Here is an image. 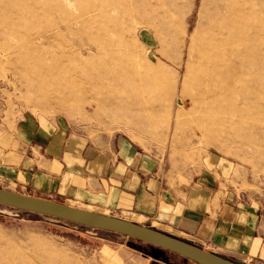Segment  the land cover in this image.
I'll use <instances>...</instances> for the list:
<instances>
[{
	"label": "rangeland",
	"instance_id": "1",
	"mask_svg": "<svg viewBox=\"0 0 264 264\" xmlns=\"http://www.w3.org/2000/svg\"><path fill=\"white\" fill-rule=\"evenodd\" d=\"M64 1L0 0V146L28 124L47 130L58 124L92 142L119 136L156 159L171 186H188L204 167L220 162L242 169L249 186L238 191L264 199V0ZM226 3L253 17L241 53L245 62L261 58V83L255 96H245L243 85L256 66H235L234 78L221 90L214 130H200L192 79L201 42ZM53 55L61 57L60 66L73 60L72 98L68 73L52 67ZM122 66L132 71V98L122 103L114 85L119 93L113 104L105 99L103 110H96L98 96L88 76L98 79ZM44 67L57 77L60 91L41 76ZM99 67L106 73H98ZM145 251L148 245L121 235L0 205V264H188L170 253L167 262L155 260Z\"/></svg>",
	"mask_w": 264,
	"mask_h": 264
},
{
	"label": "crops",
	"instance_id": "2",
	"mask_svg": "<svg viewBox=\"0 0 264 264\" xmlns=\"http://www.w3.org/2000/svg\"><path fill=\"white\" fill-rule=\"evenodd\" d=\"M17 132L0 146L6 190L127 220L238 263L264 264V199L238 191L249 186L239 167L214 162L188 186H171L157 160L123 137L92 142L58 124Z\"/></svg>",
	"mask_w": 264,
	"mask_h": 264
},
{
	"label": "bare ground",
	"instance_id": "3",
	"mask_svg": "<svg viewBox=\"0 0 264 264\" xmlns=\"http://www.w3.org/2000/svg\"><path fill=\"white\" fill-rule=\"evenodd\" d=\"M73 1L74 0H65L64 2L67 5ZM222 7L224 11L217 13V15L214 17L213 21L211 22L212 26L210 28V31H207V33L203 38V41L201 42L200 49L198 52L199 63L197 64V66H195L196 70L194 77L192 79V88H191L192 92L190 91L191 92L190 99L195 104L196 113L201 115V117L195 120V122L198 125V128L200 127L199 128L200 130L201 127L202 128L211 127V125L215 122L214 121L215 117L218 115V113L221 112V104H222L221 100L224 98L222 97L221 90L224 86H226L229 83V81L232 78H234L235 66L237 65L239 66L242 62L244 66L245 65L246 66L248 65L249 67L250 65L256 66V69L255 67L253 68L255 69L254 70L255 74H251L253 76H249V78H247L248 82L247 80L245 81L248 84L243 85L242 93L245 96L248 97L255 96L258 93L257 91L259 89L258 86L261 83V74H262L261 73L262 64L260 62L261 58L260 60L258 59L257 61L253 59L254 61L252 63L250 59H248L250 61L247 60L248 62L247 61L245 62L246 57L244 58L245 55L242 54L245 53V51L243 52L244 46L241 47L242 44L245 42L244 40L248 39L249 36L252 35L250 34L251 33L250 29L252 30V28L251 27L249 28V26H250V22L253 21V17L247 15L242 6H234L233 4L226 3ZM64 29L66 32H68L69 35H72L71 32L72 29L70 28L69 24L68 25L66 24ZM254 36L256 35L254 34ZM80 46H83V44H81ZM100 46L101 44L98 45V47ZM98 47H96L95 49H100ZM246 47L249 46L246 45ZM250 51L251 53H253L252 49ZM247 53H249V51ZM44 59H45L44 54L41 53L37 56L36 63L40 64V62H43ZM60 60L61 57H58L56 55L55 56L53 55L50 58V62L52 63L53 65L52 67L54 69L60 72L65 71L68 73L69 76L68 85L71 88V91H68L67 93H68V97L72 98L74 96L73 86H74V73H75L74 67L71 65L73 60L68 59L66 61V64L62 66L59 65ZM195 60L196 58L194 59V63ZM174 62L175 60L173 59V63ZM249 69H252V67ZM96 70L98 73H106L104 72L102 67L96 68ZM41 71H42L41 76L49 77L50 78L49 81L53 83V85L56 83V85L54 86H56V89L58 90L59 83L56 81L57 77L50 76L49 73L48 74L44 73L45 71H48L45 70V67L44 70ZM252 71H250L249 73H251ZM107 73L108 74L106 76L99 77L98 79H94L89 76L87 78L88 83L92 85L94 91L96 90L97 92L98 98H95L96 110H103V107L101 105L103 104V101H105V99L107 102L109 101V104H113L110 101L113 100L112 96H116L119 93V92L116 93L114 91L113 87H118L114 85L120 86V92L123 93L122 103L127 102L130 98H132V93L136 85L132 78L133 76L132 71L126 68L125 66L119 68L118 71L108 68ZM172 78L173 76H171V79ZM239 80L240 82L243 81L242 78H238V81ZM108 82H110V85H108ZM187 91H189V89ZM109 111L110 113H112L114 110L110 108ZM216 123L218 122L216 121ZM213 128L211 127V129ZM151 252L155 254L157 252V249L152 248Z\"/></svg>",
	"mask_w": 264,
	"mask_h": 264
},
{
	"label": "water",
	"instance_id": "4",
	"mask_svg": "<svg viewBox=\"0 0 264 264\" xmlns=\"http://www.w3.org/2000/svg\"><path fill=\"white\" fill-rule=\"evenodd\" d=\"M0 205L41 216L56 219L86 228L114 233L147 244L145 253L155 260L167 262L166 253L174 254L195 264H242L154 229L119 219L113 216L67 206L48 199L30 197L0 188ZM151 248H156L153 254Z\"/></svg>",
	"mask_w": 264,
	"mask_h": 264
},
{
	"label": "trees",
	"instance_id": "5",
	"mask_svg": "<svg viewBox=\"0 0 264 264\" xmlns=\"http://www.w3.org/2000/svg\"><path fill=\"white\" fill-rule=\"evenodd\" d=\"M130 239V238H129ZM131 240H133V239H131ZM141 243V242H140ZM144 244V243H143ZM147 245V244H146ZM187 263L188 264H195V263H193V262H191V261H187Z\"/></svg>",
	"mask_w": 264,
	"mask_h": 264
}]
</instances>
